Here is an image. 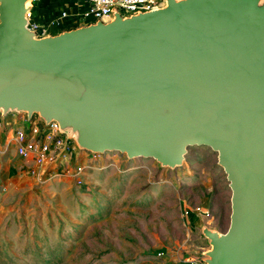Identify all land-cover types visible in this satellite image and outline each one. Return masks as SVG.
I'll return each mask as SVG.
<instances>
[{"label": "water", "instance_id": "95a60500", "mask_svg": "<svg viewBox=\"0 0 264 264\" xmlns=\"http://www.w3.org/2000/svg\"><path fill=\"white\" fill-rule=\"evenodd\" d=\"M29 1L0 0V115L171 170L211 148L231 213L225 233L201 228L204 263L264 264V0H163L41 38Z\"/></svg>", "mask_w": 264, "mask_h": 264}, {"label": "rangeland", "instance_id": "374dc122", "mask_svg": "<svg viewBox=\"0 0 264 264\" xmlns=\"http://www.w3.org/2000/svg\"><path fill=\"white\" fill-rule=\"evenodd\" d=\"M71 1L26 7L46 24ZM2 143L0 264H205L210 246L201 228H228L231 191L211 148L188 147L173 170L106 152L98 159L116 167L90 172L76 185L61 171L42 172L3 152ZM197 207L209 215L182 216Z\"/></svg>", "mask_w": 264, "mask_h": 264}, {"label": "built area", "instance_id": "2783aa9c", "mask_svg": "<svg viewBox=\"0 0 264 264\" xmlns=\"http://www.w3.org/2000/svg\"><path fill=\"white\" fill-rule=\"evenodd\" d=\"M36 0H31L34 2ZM87 5V9L81 14V22L94 24L97 21L108 23L114 14L121 17L136 15L162 8L163 0H77ZM69 13L61 11L56 22L67 18ZM28 27L37 38L44 37L42 28L30 21ZM9 121L0 119V139H3V152L12 150L15 156L25 163L32 164L35 168L44 172L49 169L63 172L70 177L76 185L85 183V178L90 172L102 171L107 167H116L107 162L101 163L98 159L101 154H92L80 151L75 143L66 134L59 131L58 124L51 122L45 125L37 116L30 120L26 115H11ZM7 120V119H6ZM86 153L87 161H82L80 153ZM192 212L184 210L182 216L189 218ZM196 216L207 217L209 212L197 207ZM188 264H194L189 262Z\"/></svg>", "mask_w": 264, "mask_h": 264}, {"label": "crops", "instance_id": "0c3cea01", "mask_svg": "<svg viewBox=\"0 0 264 264\" xmlns=\"http://www.w3.org/2000/svg\"><path fill=\"white\" fill-rule=\"evenodd\" d=\"M78 10H77V9ZM81 9V10H79ZM87 9V5L83 2L73 0L71 4L66 8L62 9L61 11H66L69 13V16L60 22H56V18L60 14V12L56 16H49L48 22L46 24L40 21V17L36 12H30V21L38 24L42 30L45 32V36H55L65 31H70L77 29L82 26H87L88 22H81L80 17L81 14ZM11 119V118H9ZM8 120V119H7Z\"/></svg>", "mask_w": 264, "mask_h": 264}, {"label": "trees", "instance_id": "16d2710c", "mask_svg": "<svg viewBox=\"0 0 264 264\" xmlns=\"http://www.w3.org/2000/svg\"><path fill=\"white\" fill-rule=\"evenodd\" d=\"M89 25V24H88ZM193 213L191 214V217H192Z\"/></svg>", "mask_w": 264, "mask_h": 264}]
</instances>
